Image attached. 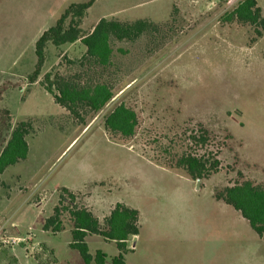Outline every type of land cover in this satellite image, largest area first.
I'll use <instances>...</instances> for the list:
<instances>
[{
  "label": "rangeland",
  "instance_id": "1",
  "mask_svg": "<svg viewBox=\"0 0 264 264\" xmlns=\"http://www.w3.org/2000/svg\"><path fill=\"white\" fill-rule=\"evenodd\" d=\"M240 1L97 0L83 19L86 33L102 18L143 19L159 32L135 43L114 42L106 71L80 68L86 53L80 41L48 44L38 82L30 84L36 42L70 4L0 0V151L20 122L34 129L27 137L29 158L0 176V219L14 216L26 227L22 234L38 243L33 252L44 264L54 253L36 240L56 247V264H85L67 244L69 235L43 231L62 188H81L77 203L102 223L117 203L142 212L140 234L127 242V264H264L263 240L216 199L225 187L247 180L264 187V37L257 39L249 24L227 21ZM257 1L264 10V0ZM51 72L106 81L116 95L80 125L45 89L42 81ZM120 103L138 116L131 138L105 127ZM200 124L211 132L210 149L222 168L198 188L197 180L171 166L183 153H203L188 138ZM62 221L71 231L67 213ZM88 240L90 253L102 250L107 263L119 254L117 244L101 236Z\"/></svg>",
  "mask_w": 264,
  "mask_h": 264
},
{
  "label": "trees",
  "instance_id": "2",
  "mask_svg": "<svg viewBox=\"0 0 264 264\" xmlns=\"http://www.w3.org/2000/svg\"><path fill=\"white\" fill-rule=\"evenodd\" d=\"M97 0L69 5L61 14L55 25L46 30L37 40L35 53L37 63L28 77V83L38 82L40 73L46 60V47L53 44L60 47L80 41L86 48V53L78 61L80 68L87 66L106 71L112 66L114 42L135 43L145 36H153L159 28L151 21L137 20L121 22L116 19L102 18L93 30L86 33L82 28L83 19L88 10ZM227 21H238L249 24L254 28L257 39L264 37V15L257 0H242L227 14ZM73 64V63H72ZM86 74L62 76L53 72L45 75L43 85L52 95L54 101L68 111L70 116L80 125L86 126V119L92 113H99L115 97L114 87L106 81L91 79ZM105 127L113 134L124 138H131L136 134L139 124L134 110L124 103L116 105L105 117ZM33 124L22 121L12 129L10 138L0 151V175L13 166L28 158L29 143L27 137L33 131ZM189 141L196 143L203 151L197 153H183L172 168L180 169L193 180L208 179L221 170L219 154L214 153L212 134L203 125L192 130ZM68 198V199H67ZM78 196L67 188H62L59 204L53 210L45 224L44 230L54 233L64 230L62 216L69 215L72 223V243L70 247L77 250L85 264H127L125 250L127 241L140 234L139 211L123 203H117L103 223L91 210L77 203ZM216 199L233 207L252 230L264 242V187L252 181H244L233 186H227L216 195ZM68 204L66 205V202ZM88 235L101 236L107 241L117 244L119 254L107 263V254L97 250L95 255L90 253L86 241Z\"/></svg>",
  "mask_w": 264,
  "mask_h": 264
},
{
  "label": "crops",
  "instance_id": "3",
  "mask_svg": "<svg viewBox=\"0 0 264 264\" xmlns=\"http://www.w3.org/2000/svg\"><path fill=\"white\" fill-rule=\"evenodd\" d=\"M22 2L29 1V2H37V3H42V4H51V5H62V4H76V3H83L86 0H21ZM258 2V1H257ZM262 9V8H261ZM263 15H264V10L262 9ZM52 27V26H51ZM48 30V29H47ZM46 31V30H45ZM44 31V32H45ZM43 32V33H44ZM42 33V34H43ZM39 39V38H38ZM75 44V43H74ZM73 45V44H72ZM30 147V146H29ZM30 153V150H29ZM29 158V154H28ZM27 158V159H28ZM26 159V160H27ZM20 164V163H19ZM18 165V164H17ZM14 167V166H13ZM11 168V167H10ZM8 168L5 173L10 169ZM4 173V174H5ZM3 175V174H2ZM1 176V175H0ZM186 178L191 179L186 176ZM192 180V179H191ZM69 189V188H68ZM73 193H77L81 191V188H75V189H69ZM122 203V202H121ZM124 203V202H123ZM127 206L134 208L139 211L140 214V230H141V219L143 217L142 212L137 209L135 206H131L128 203H124ZM113 209V208H112ZM111 209V210H112ZM90 210V209H89ZM4 210L0 209V215H4ZM92 211V210H91ZM93 214L99 219L100 216L96 214V212L92 211ZM111 212V211H110ZM110 214V213H109ZM108 214V215H109ZM107 215V216H108ZM6 217L2 220L0 219V254H3L2 257H0V264H44L45 261L42 256H35L36 253H34V246H37L38 243H30L28 239H26L25 236H23L22 231H25L26 227L23 228V226L18 223L17 221L15 222L14 216H10V219L5 220L8 216L5 215ZM244 219V218H243ZM246 220V219H245ZM247 221V220H246ZM248 222V221H247ZM45 233H50V231H46L43 229ZM22 235V236H19ZM60 234H67L69 235V239L67 241V244L70 247V244L72 243V229L71 231L67 230L66 228L57 233H53V235H60ZM91 235H88L86 237V241L88 243V239ZM92 236H97V235H92ZM43 242L46 244V246L50 249L52 253H54V260L51 261V263L48 264H56L58 262V254L56 253V247H51L48 245V243L44 242V240H36V242ZM129 242V240L127 241ZM4 246H3V245ZM17 244L21 245V249L16 248ZM127 244V243H126ZM89 246V245H88ZM102 251V250H101ZM41 252V251H38ZM120 252V251H119ZM38 254V253H37ZM126 260V259H125ZM127 263V262H126Z\"/></svg>",
  "mask_w": 264,
  "mask_h": 264
},
{
  "label": "water",
  "instance_id": "4",
  "mask_svg": "<svg viewBox=\"0 0 264 264\" xmlns=\"http://www.w3.org/2000/svg\"><path fill=\"white\" fill-rule=\"evenodd\" d=\"M200 182H201V179H198L197 180V186H198V188H199Z\"/></svg>",
  "mask_w": 264,
  "mask_h": 264
}]
</instances>
